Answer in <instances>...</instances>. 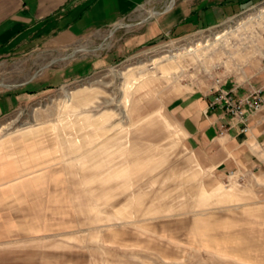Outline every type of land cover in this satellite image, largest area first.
<instances>
[{"label": "rangeland", "instance_id": "1", "mask_svg": "<svg viewBox=\"0 0 264 264\" xmlns=\"http://www.w3.org/2000/svg\"><path fill=\"white\" fill-rule=\"evenodd\" d=\"M181 1L148 0L67 47L0 52V95L45 87L0 115V187L12 195L0 264H264V184L199 171L168 106L260 58L264 0L137 42ZM77 61L86 68L68 77Z\"/></svg>", "mask_w": 264, "mask_h": 264}, {"label": "crops", "instance_id": "2", "mask_svg": "<svg viewBox=\"0 0 264 264\" xmlns=\"http://www.w3.org/2000/svg\"><path fill=\"white\" fill-rule=\"evenodd\" d=\"M256 0H197L190 7L182 0L153 22L137 42H143L161 30L169 32L178 24L185 32L219 25ZM148 0H0V52L32 50L39 45L67 47L82 39H94L105 28L114 29L124 19L142 9ZM145 9V8H144ZM175 12L173 15L172 12ZM173 15V16H172ZM164 16H172L165 19ZM201 23V24H200ZM157 28V29H156ZM184 32V33H185ZM158 33V32H155ZM114 35L113 32L111 36ZM106 36V35H105ZM102 36L101 39H106ZM135 39V37H133ZM240 71L223 77L225 89H235L241 95L248 88L264 83L261 59L253 60ZM85 61L69 64L64 72L68 77L82 75ZM211 82L173 97L171 106L185 146L192 151L199 171L224 177L231 172L243 173L257 184H264V104L249 112V130L241 131L240 124L222 109L207 110L211 99ZM40 81H27L17 90L0 95V115L15 109L21 101L30 100L45 89ZM222 129L224 131L221 133ZM7 187H0V241L11 230L6 215ZM5 199V200H4Z\"/></svg>", "mask_w": 264, "mask_h": 264}, {"label": "built area", "instance_id": "3", "mask_svg": "<svg viewBox=\"0 0 264 264\" xmlns=\"http://www.w3.org/2000/svg\"><path fill=\"white\" fill-rule=\"evenodd\" d=\"M259 55L264 68V43L261 46ZM223 84V77L221 76L214 77L210 83L211 99L208 102L206 111L216 108L222 109L240 124L241 131L247 132L249 130L248 113L258 111L264 104V83L248 88L241 95H237L235 89H225ZM223 131L224 129L221 133ZM230 174H233V172Z\"/></svg>", "mask_w": 264, "mask_h": 264}]
</instances>
